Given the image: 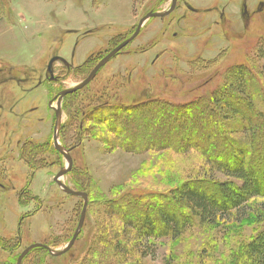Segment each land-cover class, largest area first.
Masks as SVG:
<instances>
[{"label": "rangeland", "instance_id": "374dc122", "mask_svg": "<svg viewBox=\"0 0 264 264\" xmlns=\"http://www.w3.org/2000/svg\"><path fill=\"white\" fill-rule=\"evenodd\" d=\"M7 2V11L0 7V264H17L21 252L33 244H44L52 253L63 250L84 205L82 198L65 194L53 181L66 166L53 147L56 98L131 37L147 13L167 11L172 0ZM260 47L264 0H177L168 16L149 19L78 96L63 98L57 140L69 152L72 168L62 181L87 195L83 225L65 254L54 256L37 248L21 264H232L236 253L264 230V198L250 201L243 218L230 215L213 225L195 222L177 240L162 237L142 246L146 249L135 247L110 204L124 213L130 195H144L139 196L141 202L163 207L154 196L168 195L183 183L205 176L220 182L232 179L209 174L206 158L197 149L181 153L126 145L121 135L126 125H133L131 113L124 111L119 130L103 125L102 114L124 105L148 116V128L155 132L165 107H139L142 103L191 101L221 85L226 69L237 65L264 73ZM260 78L264 85V76ZM98 104L105 106L95 118L90 111ZM208 110L199 108L195 119L188 113L179 116L178 125L165 118L162 130L166 136L173 131L177 137L186 135L204 146L209 158H216L222 138L214 134L217 124ZM175 208L191 217L188 209Z\"/></svg>", "mask_w": 264, "mask_h": 264}, {"label": "trees", "instance_id": "16d2710c", "mask_svg": "<svg viewBox=\"0 0 264 264\" xmlns=\"http://www.w3.org/2000/svg\"><path fill=\"white\" fill-rule=\"evenodd\" d=\"M1 6L5 7L7 11L9 6L7 0H0ZM258 51V60L264 61V48L260 47ZM88 63L89 60L81 66L83 70L87 69ZM92 67L93 65L88 70L90 71ZM82 73L85 72L82 71ZM261 76H264V73L260 74L246 65H237L226 69L221 85L214 87L208 94L196 98L193 96L191 101L176 105L161 100H150L142 103L139 107L145 105L147 107L158 105L165 107L164 113L161 112V121L159 118L156 120L159 127L155 132L150 127L148 128L150 122L148 116L135 114L133 110L124 105L114 106L115 108L113 107L106 116L102 114V120L105 121L103 125L119 130L118 121L124 111L131 113L130 118L133 125H126L125 132L121 135L126 139H123L124 144L136 146L146 151L174 149L176 152L185 153L191 148L197 149L206 158L209 174L216 172L232 179L220 182L211 176H205L192 182L183 183L178 188L171 190L168 195L154 196L155 199H159L160 203L164 204L163 207H159L160 205L153 202H141L139 198L144 197V195H139V197L130 194L131 200L125 207L127 211L124 213L121 209L110 204L109 209L120 215L124 223V236L134 237L135 247L146 246L151 241H156L162 237L177 240L182 232L190 228L195 222L201 225H213L230 215L243 218L249 212L248 204L250 201L264 198V85ZM78 94L79 92L66 98L78 96ZM78 103L80 104V102ZM104 106L98 104L95 110L90 111V113H93V117H95L96 111L101 113L100 109H103ZM204 106L209 107L208 111L213 116V122L217 124L216 127L212 128L214 131L210 128H205V130L208 134H211L212 131L216 135L221 134L222 138L216 147V158H209L206 148L198 142L188 141L186 135H182V137L178 135L177 137L178 132L173 131L166 136L167 133L164 134L162 130L164 129L163 125L167 122L165 118L170 120L171 125H178L179 116L182 117L188 113L195 119L196 111L199 108L203 109ZM129 107L134 108L133 106ZM77 108L80 109L81 107L78 105ZM121 110L123 111L121 112ZM196 117L200 118V115ZM255 117L257 122L253 120ZM186 122V127H190V120ZM194 123L197 124L195 120ZM143 124L146 127H142ZM138 126L148 130L147 134L140 133L137 129ZM144 140L145 143L142 144L141 141ZM118 146L120 145L118 144ZM260 155H262L261 160H259ZM257 169L258 173L256 172ZM135 192H138L136 194L141 193L140 190ZM175 204L188 209L191 217L184 215L183 212L178 214L175 210L177 209ZM149 211H152L156 220L150 216ZM116 247V249L120 248L118 245ZM231 263L264 264V230L247 245L243 252L236 253Z\"/></svg>", "mask_w": 264, "mask_h": 264}, {"label": "water", "instance_id": "95a60500", "mask_svg": "<svg viewBox=\"0 0 264 264\" xmlns=\"http://www.w3.org/2000/svg\"><path fill=\"white\" fill-rule=\"evenodd\" d=\"M176 1L177 0H172L170 8L165 12H149V13H147L139 21V23L136 26V29H135L134 33L131 35V37H129L128 39L123 41L116 48H114L112 51H110L106 56H104L100 60V62L98 64H96V66L91 70V72L89 73V75L85 79H83L80 83H78L74 87L65 89L59 93L58 97L56 98V109L54 110L55 118H57V121L55 124L54 134H53V144H54L53 147L58 153H60L64 157V159L66 160V166L63 169H61L53 177V181H54V183H56L61 188V190L65 194L82 198V200L84 201V205L82 208V212H81V216H80L77 228H76L71 240L68 242V244L66 245V247L63 250H61L59 252L52 253L51 249L48 248L47 246H45L44 244H39V243L33 244V245L27 247L26 249H24L23 252H21V254L18 256L17 264H21L23 258L27 255V253L29 251H31L33 249H37V248L45 249V250L49 251L51 253V255H54V256H61V255L65 254L67 251H69L72 248V246H73V244L77 238V235H78V233H79V231L83 225L85 212H86L87 195L82 191H75V190L69 188L62 181V179L68 174V172L72 168V159H71L69 152L65 151L60 146V144L58 143V140H57L58 131L60 129V122H59L58 118L60 116V107H61V102H62L63 98L66 97L67 95H71L73 93H76V92L82 90L84 87H86L92 81V79L95 77L97 72L102 67H104L108 62H110L114 57H116L120 53V50H122L127 44H129L132 40H134L136 38V36L140 32V29L143 27V25L149 19H151V18H163V17L168 16L174 10L175 5H176ZM52 62H53V60H51L49 62V66L52 64ZM53 102H54V100H50V102H49V105L51 108H52Z\"/></svg>", "mask_w": 264, "mask_h": 264}, {"label": "flooded vegetation", "instance_id": "af4514ba", "mask_svg": "<svg viewBox=\"0 0 264 264\" xmlns=\"http://www.w3.org/2000/svg\"><path fill=\"white\" fill-rule=\"evenodd\" d=\"M50 102V101H49Z\"/></svg>", "mask_w": 264, "mask_h": 264}]
</instances>
